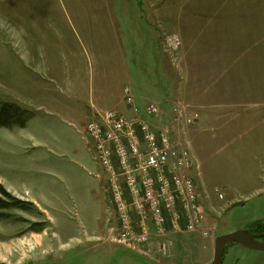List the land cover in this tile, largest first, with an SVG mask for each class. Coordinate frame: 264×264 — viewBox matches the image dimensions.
Here are the masks:
<instances>
[{"label": "rangeland", "instance_id": "374dc122", "mask_svg": "<svg viewBox=\"0 0 264 264\" xmlns=\"http://www.w3.org/2000/svg\"><path fill=\"white\" fill-rule=\"evenodd\" d=\"M189 2L0 0V101L28 116L0 127V184L17 200L0 220V264H211L217 236L241 229L264 241V0H223L220 15L188 19ZM212 20L213 46L187 39ZM125 87L141 114L165 112L155 125L177 116L193 163L200 229L170 232L161 250L157 236L132 250L115 241L85 134L97 113H133ZM222 264H264V251L234 242Z\"/></svg>", "mask_w": 264, "mask_h": 264}, {"label": "built area", "instance_id": "2783aa9c", "mask_svg": "<svg viewBox=\"0 0 264 264\" xmlns=\"http://www.w3.org/2000/svg\"><path fill=\"white\" fill-rule=\"evenodd\" d=\"M124 98L133 106L128 87ZM176 110V108L174 109ZM158 105L150 104L141 114L133 106L132 115L110 109L89 120L85 134L94 159L106 174V192L115 213V241L135 249L159 238L165 249V237L180 229H200L193 178V163L179 144L174 117L165 124L150 122L165 117ZM196 113L186 119L192 123Z\"/></svg>", "mask_w": 264, "mask_h": 264}, {"label": "trees", "instance_id": "16d2710c", "mask_svg": "<svg viewBox=\"0 0 264 264\" xmlns=\"http://www.w3.org/2000/svg\"><path fill=\"white\" fill-rule=\"evenodd\" d=\"M27 114L16 105L5 104L0 101V127L13 128L24 127ZM17 200L0 184V220L10 219L11 214L6 210L15 206Z\"/></svg>", "mask_w": 264, "mask_h": 264}, {"label": "crops", "instance_id": "0c3cea01", "mask_svg": "<svg viewBox=\"0 0 264 264\" xmlns=\"http://www.w3.org/2000/svg\"><path fill=\"white\" fill-rule=\"evenodd\" d=\"M198 2V5H202L203 3H209V8H203L201 9L200 11H197V6L196 8L192 11L190 9H185L184 11L187 13V17L188 19L192 16H195L197 14H205L206 18H208L209 16H218L220 15L221 13L223 12H219V8H222L223 9V0H205V1H196V0H191V2L185 4L184 6L188 8L190 4H193V3H196ZM217 5H219V7H217ZM184 7V8H185ZM214 20L211 21V27H213V30L210 31L208 34H202V35H197L195 36L196 34H199V32L202 30V29H198V30H190V34L187 37H183L181 36L183 39L187 38V39H208L209 42H212V44L209 43L210 46H213L215 44V40H217L218 38H220V29L218 28H215L214 24H213ZM195 24L193 21H191L189 23V27L190 29H194L195 27ZM215 30V31H214ZM202 42H192V49L195 50L194 52H199V50H203L204 52L205 51H209L210 50V46L207 47V48H198L200 45H201ZM203 45H206V42L203 43ZM196 53V54H197ZM218 54L222 53V52H217ZM223 54V53H222ZM197 64H199L200 62L199 61H195ZM131 115V114H130Z\"/></svg>", "mask_w": 264, "mask_h": 264}, {"label": "water", "instance_id": "95a60500", "mask_svg": "<svg viewBox=\"0 0 264 264\" xmlns=\"http://www.w3.org/2000/svg\"><path fill=\"white\" fill-rule=\"evenodd\" d=\"M261 237L262 234H254L241 229L217 236L211 264H222L224 248L234 242L250 250L264 251V241L259 240Z\"/></svg>", "mask_w": 264, "mask_h": 264}, {"label": "flooded vegetation", "instance_id": "af4514ba", "mask_svg": "<svg viewBox=\"0 0 264 264\" xmlns=\"http://www.w3.org/2000/svg\"><path fill=\"white\" fill-rule=\"evenodd\" d=\"M251 233V232H250ZM254 234H256V233H254ZM259 240H263L262 238H259ZM242 246V245H241ZM244 247V246H243ZM246 248V247H245ZM257 251V250H256Z\"/></svg>", "mask_w": 264, "mask_h": 264}, {"label": "bare ground", "instance_id": "6f19581e", "mask_svg": "<svg viewBox=\"0 0 264 264\" xmlns=\"http://www.w3.org/2000/svg\"><path fill=\"white\" fill-rule=\"evenodd\" d=\"M29 242V241H28Z\"/></svg>", "mask_w": 264, "mask_h": 264}]
</instances>
